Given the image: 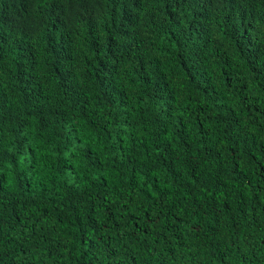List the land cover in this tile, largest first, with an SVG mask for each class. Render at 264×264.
<instances>
[{
  "label": "clouds",
  "instance_id": "9594fccd",
  "mask_svg": "<svg viewBox=\"0 0 264 264\" xmlns=\"http://www.w3.org/2000/svg\"><path fill=\"white\" fill-rule=\"evenodd\" d=\"M0 264H264V0H0Z\"/></svg>",
  "mask_w": 264,
  "mask_h": 264
}]
</instances>
